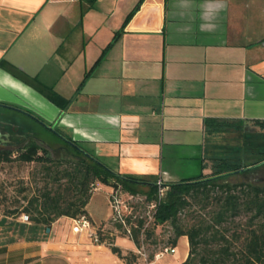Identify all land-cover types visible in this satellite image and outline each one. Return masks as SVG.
Instances as JSON below:
<instances>
[{"label":"crops","instance_id":"0c3cea01","mask_svg":"<svg viewBox=\"0 0 264 264\" xmlns=\"http://www.w3.org/2000/svg\"><path fill=\"white\" fill-rule=\"evenodd\" d=\"M140 1L0 0V102L58 123L122 175L165 184L207 176L219 134L208 119L234 130L264 120V0H142L124 25ZM99 184L87 206L94 230L138 253L111 224L113 188ZM76 225L62 217L48 231L0 214V264H127ZM179 250L182 264L187 236Z\"/></svg>","mask_w":264,"mask_h":264},{"label":"trees","instance_id":"16d2710c","mask_svg":"<svg viewBox=\"0 0 264 264\" xmlns=\"http://www.w3.org/2000/svg\"><path fill=\"white\" fill-rule=\"evenodd\" d=\"M142 0L130 12L125 20V24L135 15L140 8ZM113 39L112 43L116 40ZM110 44V45H111ZM62 107L63 103L55 102ZM68 105V102L66 103ZM62 108V112H63ZM208 128L214 132H229L234 130V121H220L208 119ZM252 124L264 131V120L253 121ZM71 142L76 143L71 140ZM75 156L69 158L52 157L48 150L31 146L15 156L0 152V163H41L46 170L49 181L54 185L48 186L40 193L28 200V206L24 209L30 217V222L36 225L50 227L54 222L62 217L80 219L86 217L92 224V220L87 212V206L93 195L92 185L99 182L110 186L113 190H121L132 196L141 195L146 204L156 203L152 210V220L146 227L147 219L137 217L134 205L133 214L127 218L128 225H131V235L118 221H111L112 226L119 234L129 236L139 249L156 237L155 231L159 227L170 225L173 237L168 241V245L176 247L179 238L187 236L190 244L189 256L182 264H194V256L201 240L210 229L218 232V227L222 226L229 219L237 217L240 213H245L249 217V226L246 230L245 241L242 249L238 253L231 250L232 243L222 236L224 245L220 249L213 251L214 256H207L202 259L205 264H264V184L252 182V180H240L231 182L230 177L247 176L254 173L261 165H264V158L249 165L233 163L227 158L220 157L214 165V172L210 176H202L194 180H184L177 183H168L165 186L167 191L163 198H158V188L155 182L122 175L108 168L101 160L87 151H79L66 143ZM264 157V151L259 152ZM203 199L217 207L211 211V222L201 225H193L186 228L180 219L181 213L190 206V199ZM211 207V206H207ZM19 211H6L5 216L16 217ZM22 215V214H21ZM113 231L104 230L103 227L97 229L98 243H107L112 251L124 259L127 264H139L140 255L130 252L127 255L115 246ZM215 233L213 237L215 239ZM157 238V237H156ZM155 244V249L149 254V260L153 261L155 256L164 250L157 249L159 242Z\"/></svg>","mask_w":264,"mask_h":264},{"label":"rangeland","instance_id":"374dc122","mask_svg":"<svg viewBox=\"0 0 264 264\" xmlns=\"http://www.w3.org/2000/svg\"><path fill=\"white\" fill-rule=\"evenodd\" d=\"M21 117V116H20ZM23 118V117H21ZM28 125L33 123L28 119ZM41 132L37 133L42 138L44 146L52 157L69 158L75 156V151L66 145L61 139L47 134L43 127L33 124ZM248 126V125H247ZM253 127L237 128L229 132L216 134L209 142L210 151L208 153L209 175L214 172V165L220 157L227 158L233 163L241 165H249L260 161L262 157L259 152L264 151V132H259ZM16 155V154H15ZM231 182L240 180H252L264 184V165H261L254 173L247 176L230 177ZM99 183V182H97ZM48 186L54 185L49 181L46 170L41 163H0V214L5 215L6 211H19V215L13 218H20L24 213V209L28 206V200L40 193ZM167 191V189H166ZM113 194L124 204L134 205L136 216L139 218H147L151 215L152 209L149 204H146L141 195L134 196L121 190H113ZM199 198H191L190 206L187 207L180 215L182 224L188 228L193 225H201L202 223H210L211 211L217 209L214 205L208 204L201 195ZM28 215L27 213H25ZM249 226V217L245 213H240L239 216L229 219L222 226H219L218 232L215 229L209 228L201 240L200 246L197 248V254L194 256V264H205L202 259L207 256H214L213 251L220 249L224 245L222 236L226 237L229 243H232L231 250L238 253L242 249L245 241L246 230ZM213 232L217 239L213 237ZM156 237L153 238L145 247L148 255L155 249V244L159 242L157 249L164 250L169 246L167 243L173 237V231L170 225L159 227L155 231ZM182 258V252L179 250L174 254L165 255L161 262L157 264H178Z\"/></svg>","mask_w":264,"mask_h":264},{"label":"flooded vegetation","instance_id":"af4514ba","mask_svg":"<svg viewBox=\"0 0 264 264\" xmlns=\"http://www.w3.org/2000/svg\"><path fill=\"white\" fill-rule=\"evenodd\" d=\"M28 119L33 124L43 127L47 134H52L61 139L64 143H68L79 151H84V148L79 143L73 145L70 138L67 137L58 123H47L42 118L38 117L32 111L21 108L14 104L0 102V152L15 156V154L24 151L25 149L36 146L41 149L48 150L44 146L42 138L37 133L45 134L35 126L28 125Z\"/></svg>","mask_w":264,"mask_h":264},{"label":"built area","instance_id":"2783aa9c","mask_svg":"<svg viewBox=\"0 0 264 264\" xmlns=\"http://www.w3.org/2000/svg\"><path fill=\"white\" fill-rule=\"evenodd\" d=\"M158 188V198L161 199L165 195L167 187L166 184L163 181H158L157 183ZM100 190V184L95 183L92 185V191L97 192ZM131 198H135L134 196H131ZM111 204L114 211L113 221L120 222L124 228L126 229L127 233L131 235V225H128L127 218L133 214V208L129 205H126L122 203L114 194L111 196ZM151 209H155L157 206L155 202H152L149 204ZM137 216H134V219H136ZM20 219L24 222H30V217L26 214H22L20 216ZM147 219L146 227L148 226L149 222L152 220V213L149 217L145 218ZM76 220V227H74L75 232H81L83 230H89L91 233V236L94 240V242L98 243V234L97 231L94 230V226L91 224V222L86 217H81L80 219ZM176 252V247H167L164 249V251L160 252L156 256L164 255L165 253H171L174 254ZM138 254L144 259L145 264H151V261L149 260V255L146 251V249L143 247L139 250Z\"/></svg>","mask_w":264,"mask_h":264},{"label":"water","instance_id":"95a60500","mask_svg":"<svg viewBox=\"0 0 264 264\" xmlns=\"http://www.w3.org/2000/svg\"><path fill=\"white\" fill-rule=\"evenodd\" d=\"M73 145H75L73 142H71ZM50 229L48 228V231H49Z\"/></svg>","mask_w":264,"mask_h":264}]
</instances>
